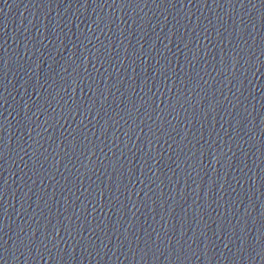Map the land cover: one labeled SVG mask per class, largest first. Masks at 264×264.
Segmentation results:
<instances>
[{"label": "water", "instance_id": "obj_1", "mask_svg": "<svg viewBox=\"0 0 264 264\" xmlns=\"http://www.w3.org/2000/svg\"><path fill=\"white\" fill-rule=\"evenodd\" d=\"M0 264H264V0H0Z\"/></svg>", "mask_w": 264, "mask_h": 264}]
</instances>
